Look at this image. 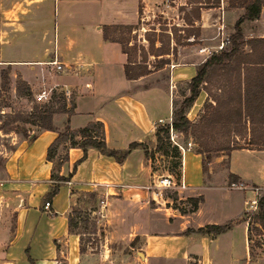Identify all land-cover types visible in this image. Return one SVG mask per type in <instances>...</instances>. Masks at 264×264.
<instances>
[{
  "label": "crops",
  "instance_id": "crops-1",
  "mask_svg": "<svg viewBox=\"0 0 264 264\" xmlns=\"http://www.w3.org/2000/svg\"><path fill=\"white\" fill-rule=\"evenodd\" d=\"M57 1L61 4L56 15L59 20L56 32L52 26L50 39L46 37V25L51 20V11L45 14L43 23L35 25L37 30L32 28V12H41L45 2L26 5L28 1H19L7 10L1 9L0 5V67L19 70L22 80L32 88L33 82L29 79L34 75L35 65H50L48 62L53 60L71 64L73 71L60 72L46 79L52 87L74 95L73 113L68 117L63 113L53 114L52 123L60 126L67 117L69 128L76 129L89 121H100L106 146L113 149H124L131 142L145 140L154 144L155 125L170 122L172 106L168 85L175 87V84L188 81L195 73V65L200 63L195 47L215 44L216 27L220 23L225 33H232L234 23L243 13V7L235 3L229 5L228 0H217L212 6L200 7L199 18L193 21L199 36H190L195 42L189 41L191 44L185 45L191 48L190 51H176L178 58L176 61L170 59L172 67L169 69L162 67L128 80L123 72L125 54L119 43L103 39L102 26L131 25L137 26L133 31L138 32L143 28L144 18L170 12L177 18L171 25L183 26L178 14L183 11L179 7L188 11L196 3L188 0ZM20 4H23L22 10H19ZM78 4H84L86 8L77 7ZM46 5L48 12L47 1ZM79 10L87 13L89 18L76 19ZM21 14L23 25L17 22ZM6 26L10 27L6 30ZM240 28L243 40L264 38V3L258 18L242 21ZM243 51L248 52V46L245 45ZM179 58L186 61L179 62ZM164 70L165 77L160 78ZM198 95L202 100L207 97L203 90ZM32 135L30 141L14 137L13 148L4 151L3 155L0 264H30L29 258L32 264H82L79 237L67 230V213L74 204L76 192L80 191L96 194L98 216L107 226V234L122 244L133 240L142 264H188L191 260H196L197 264H231L238 261L240 255L247 256L244 247L247 225L241 214L244 201L250 199L252 193L229 188L228 184L240 181L255 185L252 178L258 175L260 168L264 173V149L245 143L243 148L230 150L225 168L215 182L207 180L199 153L189 150L192 152L188 157L192 158L191 166L186 163L187 151L184 152L180 169L186 189L172 191L176 193L175 199L164 195L163 203L158 204L143 188L157 173L151 169L150 160L144 159L141 148L131 149L121 164L88 148L86 157L76 165L69 180L58 186L45 210L43 197L51 183V163L45 159V153L56 132L31 131L28 137ZM178 136L179 132L177 139ZM247 138L245 135L242 139ZM241 154L251 156L253 164L239 162ZM80 156L79 148H69L59 174L65 176ZM251 169L254 173H249ZM92 182L106 183L109 188L99 185L93 190L89 186ZM258 187L264 190V187ZM102 197L104 206L100 207L98 200ZM187 197L202 198L196 210L190 211L189 203L185 201ZM230 220L235 223L220 234L197 231L206 225H221ZM237 231L242 236L241 247L237 240L234 241Z\"/></svg>",
  "mask_w": 264,
  "mask_h": 264
},
{
  "label": "trees",
  "instance_id": "trees-1",
  "mask_svg": "<svg viewBox=\"0 0 264 264\" xmlns=\"http://www.w3.org/2000/svg\"><path fill=\"white\" fill-rule=\"evenodd\" d=\"M188 2L196 3V5L191 6L188 11H184V7H179V10L183 11L181 16L184 22L183 26L170 25L168 29L158 27V33L155 32V27L149 28L151 33H145L142 38V40H146L147 42L146 51L141 46H138V48L129 46L128 39L122 40L120 37H111L109 35L110 30L120 32L121 35L122 33L136 30L137 26H102L103 39L119 43L122 53L125 54L126 60L123 64V72L126 79H137L154 70L161 69L170 62L169 55L175 56L176 45H180V42L182 45L195 42L194 39L190 43L187 41V38L199 36V29L194 26L193 21L199 18L200 7L206 8L212 6L217 0H188ZM197 3L201 5H197ZM228 3L229 5L235 3L237 6L243 7L242 15L234 23L233 32L228 34V45L222 51L210 54L202 62L195 65L194 75L185 82L187 95L182 93L183 98L178 106H175V102L171 101L170 123L155 125L153 131L154 144L149 151H147L148 149L144 141L131 142L124 149L107 147L104 140L103 124L100 121H89L83 127L70 129L67 117L73 113V94H70L66 98L63 91H60L58 97L62 103L56 109L49 106L37 111V106H34L33 113L30 116L36 118V121L29 123L37 126L38 131L52 130L56 132L55 138L48 145L45 153V159L51 163L49 175L51 183L43 197V202L49 201L57 192L58 186L69 180L76 165L86 157L88 148H93L100 154L111 157L117 164H121L131 149L139 147L143 152L145 160L154 161L158 158H174V161H171V168L176 174V167L177 169L178 166L179 169L181 168L180 152L169 141V128L179 133H183L189 128H205L206 123H210L212 118L216 116L224 118L226 126L230 127V130H228L233 133L235 140H241L244 144L246 143L253 148L264 149V38L243 40L240 28L242 21L258 18L260 6L264 3V0H228ZM179 32H182V34ZM155 40L159 42L157 47H154ZM170 40L173 42L171 47H169ZM245 45L249 48L248 52L243 51ZM136 49L139 50L138 60L134 56ZM148 55L152 56L154 60L151 69L145 63ZM0 75L4 83V80L7 79V72H1ZM3 83H1V86ZM20 89L28 92L29 86L26 82L19 79L16 84V94L19 95ZM201 90L206 93L210 101L203 104L205 111L201 119L196 123H192L186 117V110L195 101ZM54 95L51 92L48 99ZM56 113H63L67 116L60 126H55L52 123V116ZM14 121L15 118L4 121L0 125V130L4 127H9ZM245 135H248L247 140L242 139ZM33 137L34 135L31 137L27 136V141L32 140ZM59 145H62L63 154L54 160ZM73 147L81 150V156L73 163L71 170L65 176H62L59 174V169L67 159V150ZM243 147L245 145L242 147L225 146L223 148L228 154L232 149ZM209 149L214 150V148ZM196 153L202 155V151H196ZM204 164L205 162L201 160V169L203 171L205 169ZM89 195L93 198L95 193L91 192ZM171 198L175 199L176 196L173 195ZM201 199V197H187L185 199L189 203L190 211L196 210ZM250 219L253 220V224L258 226L262 234H264V194L259 198L257 211ZM72 220L70 209L69 213H67V230L69 233L78 235L80 242L79 253L82 254L84 249L81 245V236L78 231L72 228L74 224ZM234 223V220H230L221 225H206L198 228L197 231L213 235L220 234L229 229ZM247 240L248 242L250 241V239ZM132 242L133 240L130 244ZM28 260L32 264L31 259L29 258ZM188 264L193 263L189 261Z\"/></svg>",
  "mask_w": 264,
  "mask_h": 264
},
{
  "label": "rangeland",
  "instance_id": "rangeland-1",
  "mask_svg": "<svg viewBox=\"0 0 264 264\" xmlns=\"http://www.w3.org/2000/svg\"><path fill=\"white\" fill-rule=\"evenodd\" d=\"M22 1L24 3L25 0H1L0 5L1 9L7 10L12 7L13 4ZM26 5H34L41 4L45 2V7L41 12L33 11L32 12V28H35V25H40V22L43 23L45 21V14L50 13L51 11V20L47 23L46 27L48 28V33H46L47 39H50L52 36V26L56 27L59 18H57V12L60 10V1H55L54 5L52 4L54 0H32L29 4V0ZM46 1L48 3V12L46 10ZM19 10L23 9V4H20ZM51 7L53 9H51ZM77 7H84V4H78ZM18 10V11H19ZM18 11L16 14L18 15ZM78 13L76 19L82 21L87 20L89 18L88 14L84 12ZM91 14V13H90ZM173 13L167 14H159L155 13L151 16L144 18L143 20V28H140L138 32L131 31L129 33L114 32L112 30L109 31V35L111 37H120L122 40L128 39V45L131 47L138 46L143 47L144 51L147 49L146 40H142L145 33H151L150 27H165L168 29L172 22L176 23L177 18H175ZM179 17L182 16V12H178ZM28 15V12H26ZM94 14V18H95ZM8 20V19H7ZM175 20V21H174ZM24 17L23 15H19L17 17V22L23 25ZM180 23V21H178ZM174 25V24H173ZM176 25V24H175ZM180 26V25H176ZM7 27L6 26V30ZM37 30V28H35ZM158 30V29H157ZM155 31L158 33V31ZM13 31V30H11ZM147 31V32H144ZM182 34V32H179ZM60 41V36H59ZM126 42V41H124ZM217 42V40H216ZM159 42L157 40L154 41V47H157ZM173 44L169 42V47ZM35 44H33V47ZM191 48L188 46L176 45V51L185 52L187 50L190 51ZM142 53V52H141ZM134 56L136 60L139 59V50L136 49L134 52ZM171 61H176L177 55L171 56L169 55ZM174 59V60H173ZM186 61L185 59L179 58V62ZM153 57L148 55L145 59V63L148 68L151 69V65L153 64ZM31 66V65H29ZM166 69H169V63L165 65ZM33 70V77L29 79L32 83L28 92H25L24 89H20L19 95L16 94V84L17 80H22L21 75L19 74V70L14 67L4 66L0 67L1 72H7V79H1L0 75V125L7 121L8 119L15 118V121L10 124L9 127H4L0 130V177H3V158L4 151L9 152L10 149L13 148L11 144L12 139L14 137H19L20 139H27L29 133L37 132L39 129L37 126L29 123L35 122L36 118L30 116L33 113L34 106H37V111L45 109L49 106L56 109L62 103L61 99L58 97V93L60 91L59 87H52L46 79L51 78L53 75L60 73V71H56L53 66L47 64L35 65ZM165 70L160 75V78H164ZM40 78L42 79L40 81ZM47 82V83H46ZM1 83L3 85L1 86ZM168 85L169 96L171 101L175 102V106L181 102L184 93L187 95L186 84L179 83L175 84V87ZM44 88L45 90L51 89L50 93L53 92L55 95L50 97L44 102H40L35 100L34 94H36L40 89ZM213 92V90H212ZM71 94V92H70ZM69 94V95H70ZM209 98H204L202 100L201 96L195 99V101L191 104V106L186 110V117L192 123L198 122L201 119V116L204 114L203 104L209 102ZM45 105V106H43ZM166 120V118H165ZM230 130L229 126H226L224 118L221 116H216L212 118V121L206 123L205 128H189L185 132L180 133L178 136V141L182 144L186 142H190V150L192 151H202V155H200V159L204 164V174L209 182H215L218 179V176L223 172V169L226 165V155L227 151L223 147L225 146H234V147H242L244 146L243 141L235 140L234 135ZM146 143L147 151H149L152 145L144 141ZM171 143V142H170ZM172 144V143H171ZM63 145V144H62ZM62 145H59L57 151L55 153L54 160L56 157L61 156L63 154ZM173 145V144H172ZM209 148H214V150H210ZM208 149V151H206ZM186 163L189 165H193L191 157L192 152H186ZM179 158H181L179 154ZM239 162H245L246 164L249 162L253 164V158L251 156H247L245 154H241L238 156ZM174 158L165 157L161 159H156L154 161H150L151 169L155 171L157 174H163L168 172L177 178L179 175L180 169L176 167L175 171L171 168V161ZM177 161V160H176ZM256 165V163H254ZM263 168H260V172L256 177H253L252 182H255L256 186L264 187V173L262 174ZM253 169L249 171L252 173ZM254 173V172H253ZM90 192H76L75 197L73 199L74 204L71 208V217L73 218V229L78 231L81 236V245L84 249L83 256L81 259L82 264H142V261L139 259L138 254L136 253V247L134 242L131 244L128 243H120L119 241H115L107 234V226L104 225V222L100 220L96 210H97V198L96 194L92 198L89 195ZM261 194H264V190L261 189ZM163 195H167L168 197L176 196L175 192L164 190ZM241 219H243V215L241 214ZM250 222L247 224L246 231V240L250 239L247 242L244 241V247L246 248L247 256L240 255L238 261H233L231 264H264V234L260 231L258 226L253 224V220L250 219ZM238 235H234V241H238L239 247L242 243V236L239 231H237ZM191 263L197 264L196 260H191Z\"/></svg>",
  "mask_w": 264,
  "mask_h": 264
},
{
  "label": "built area",
  "instance_id": "built-area-1",
  "mask_svg": "<svg viewBox=\"0 0 264 264\" xmlns=\"http://www.w3.org/2000/svg\"><path fill=\"white\" fill-rule=\"evenodd\" d=\"M216 36L218 38L215 44L195 47L194 49L195 54L200 56L199 62H202L205 58H207V56H209L212 53L222 51L228 45V34L224 32V27L221 23L218 24L216 27ZM187 40L193 41L194 38L189 37L187 38ZM48 64L52 65L56 71H60V72H71L74 69V67L71 64H61L55 60L48 62ZM169 66L172 67V64H170ZM171 88L172 85L170 86V89ZM50 91L51 89L45 90L44 88H42L33 96L35 100L44 102L49 98ZM63 94L66 98H68L70 93L68 91H63ZM169 141L179 150L181 156L180 160L182 161L184 152L190 150V146H191L190 142H186L185 144L180 143L177 139V132L173 131L171 128H169ZM99 185H101L105 189L109 188V185L106 183H101V184L95 182L89 183V186H91L93 190H95ZM228 187L238 190H249L252 193V197L244 201V208L242 211L243 219L245 221V224L247 225L249 222V218L257 211L258 200L262 196L261 188L255 185H246L245 183L240 181L230 182L228 184ZM143 188L150 193V199L153 202L160 204L163 203L164 201V195H163L164 190H169V191L184 190L186 189V185L184 184L182 171L180 169V173L177 178H175L172 174L168 172H165L163 174H157L152 178L150 183L148 185H145ZM104 197L98 200L100 207L104 206ZM49 206H50L49 201L43 202L42 207L45 210H48ZM96 212L98 215H100V210H97Z\"/></svg>",
  "mask_w": 264,
  "mask_h": 264
}]
</instances>
